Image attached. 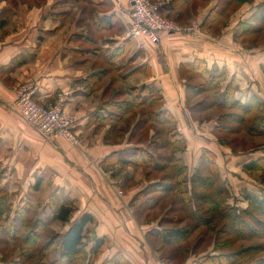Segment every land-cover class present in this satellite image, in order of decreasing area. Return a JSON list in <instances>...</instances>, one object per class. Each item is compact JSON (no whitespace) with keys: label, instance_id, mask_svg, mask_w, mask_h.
<instances>
[{"label":"crops","instance_id":"crops-1","mask_svg":"<svg viewBox=\"0 0 264 264\" xmlns=\"http://www.w3.org/2000/svg\"><path fill=\"white\" fill-rule=\"evenodd\" d=\"M59 1L63 0H31L28 3L15 0L13 4L0 0V188L19 198L18 203L29 204L37 210L44 206L53 208V199L57 201L60 196L64 200H74L78 217L87 212L94 218L86 226L88 240L107 237L111 244L104 255L121 251L136 264L132 253L139 255L134 246V239L139 235L136 233L132 237L134 222H137L132 204L140 200L135 197L138 192L159 180L148 179L145 173L143 176V172L140 174L130 166L126 180L118 177L120 175L112 177L102 168V161L119 150L117 144H112L109 129L103 127V123L111 119L106 106L108 96L124 92L132 99V90L144 85L160 91L163 108L172 115L174 127L186 140V147L177 156L190 169L197 168L203 148L214 152L213 123L209 125V136L191 133L197 130L198 122L189 107L199 95L186 85L180 67L197 59L205 60L209 68L218 67L225 70L228 77L235 78L236 96L240 100L245 101V94H249L246 100H251L253 92L260 93L264 52L257 54L260 51L257 48L245 49L236 39L242 34L244 21L255 23L254 12L261 2L257 9L255 6L237 8L228 21L225 16V27L216 38L217 43L207 40L206 35L197 38L162 33L160 42L152 44L129 36L132 0H83L80 5L88 7L81 9L74 20H70L71 6L64 3V25L61 18H57L62 11L54 6ZM182 1L186 4L179 2L175 7L169 2L162 12L180 20L198 16L203 21L218 2L200 0L202 4L192 11L194 0ZM127 41L126 53L114 58L126 47ZM142 41L143 48L140 47ZM137 68L140 72L127 81L119 78ZM90 75L94 81L91 93L86 81ZM96 75L100 77L99 83L106 80L100 89L95 88ZM26 81L38 85L37 100L47 105L53 103L58 91H72L66 111L72 117L74 131L81 138L79 145H71L64 139H49L21 117L16 109L13 87ZM163 119L160 117L156 123L161 124ZM141 120L144 122V116ZM135 146L138 144L130 143L127 148ZM220 164L222 170V159ZM35 185L38 189L34 191ZM118 190L122 196L118 195ZM31 191L41 192L42 198L37 199ZM61 200L57 202L61 204ZM125 223H130L127 225L131 230ZM139 227L140 232L144 227ZM145 230H142L144 234L155 235L150 228ZM92 245L93 242L88 243L86 249ZM147 248L145 245L144 249ZM0 264L15 262L2 260Z\"/></svg>","mask_w":264,"mask_h":264},{"label":"rangeland","instance_id":"rangeland-1","mask_svg":"<svg viewBox=\"0 0 264 264\" xmlns=\"http://www.w3.org/2000/svg\"><path fill=\"white\" fill-rule=\"evenodd\" d=\"M10 4H13V0H8ZM21 2L28 3L31 0H20ZM88 1V0H87ZM158 1V0H153ZM167 1V0H163ZM219 1V0H218ZM222 1V0H220ZM172 3V0H168V3ZM260 3V6L264 4V0H246L243 3H233L229 7V10L226 11L218 20L214 23L213 27H203L202 23L198 16H192L191 18L187 20H180L176 16L173 18L169 16L168 14L164 13L165 16H167L169 19L174 20L178 22L179 24L183 26H194L195 27L191 30V33H181L183 35H189L194 36L197 38H203L205 35L208 37L207 40H212L213 42L217 43V39L220 36H218L222 29L225 27L223 26L225 24V20L223 19L225 16H228L227 21L231 16H234L237 8H240L241 6H245L246 9L248 6H255L256 9L258 7V4ZM257 3V4H256ZM14 4H18L14 2ZM186 4V3H185ZM184 4V5H185ZM202 4L200 0H194V2L191 4L192 11H195L196 8ZM61 12V23L64 25V6H56ZM85 9L88 6L82 5H74L71 7V14H70V20L76 19V17L79 15L80 10ZM92 6H89V9H91ZM260 10L257 9V11ZM212 10H209L208 15L210 14ZM248 11H253V9H249ZM255 11L254 13H256ZM253 13V14H254ZM260 17L263 15L262 12L259 11L257 13ZM256 14V15H257ZM207 15V16H208ZM206 16V17H207ZM85 19L88 20L87 14H85ZM255 17V15H254ZM257 17V16H256ZM89 21V20H88ZM90 25V22H88V26ZM223 26V27H221ZM90 32V28L88 33ZM210 37V38H209ZM239 43L242 44L243 48L245 49H254L257 48L260 51L257 52V54H261L264 52V27L261 29L255 30V31H249L246 34L239 36V38L236 39ZM245 44H243L242 43ZM264 73V70H263ZM106 80H104L102 83L98 85V88L103 87V84ZM23 83V82H22ZM204 82L198 83V85H203ZM200 88V86H197ZM264 75L261 78V92H253L251 95V100H246L249 94H245V97L243 102L250 103L254 105V110L249 113L247 116L246 114V121H244L240 117L236 116H230L227 117L221 116V113H225L228 110H222L219 109L214 104V95L219 94V90L217 91H211L212 94L210 95L211 101L208 102V105H211V107L207 110L203 111H193L190 105V112L195 119V122H198V126H196L197 130H200V133L196 131H193L191 133H195L196 135H207L210 134V127L213 123L211 134L213 139V148H214V154L215 159L217 161V166L219 168V173L221 176V179L226 187H227V204L229 206H234L238 208L239 210H252V215L255 219L260 221L261 225L264 224V214L260 213L259 209H255L252 205L250 206V201L247 198V196L253 197V198H259L260 200L264 199V161H261L260 168H255L248 170L245 168L246 164L256 161L258 159H264V133H256L255 131H250V122H248V118H253L256 116H260L264 118V108H259L260 101H264ZM14 91V87H13ZM111 94H109L108 97H110ZM208 94L202 95L198 97L196 100H192L193 104L196 103L199 99H202L204 96H207ZM189 97V103H190V96ZM116 99H119L120 101L123 100H129L131 99L129 95L125 94L124 92L116 97ZM152 99V98H151ZM248 99V98H247ZM255 99V100H254ZM264 103V102H262ZM17 109V108H16ZM142 106L135 107L134 112L127 113L123 116L121 119H108V122L103 123L104 128H108L110 131V135L113 138L112 144H117L119 150L117 151L119 153V156L126 160H138L139 158L130 156L131 153H134L137 147H143L146 146L147 151L151 152L155 157V164L156 168L154 169L151 166L150 168L146 167H138L130 165V167H133L135 171H140V174L142 173L146 178L148 179H163L164 175L171 174L173 172V164L172 160L170 158L172 147L168 146V134L173 129L174 124L173 121H164L161 124L151 123L148 121V117L146 116V113L143 114L141 110H144ZM238 111V110H235ZM19 113V111L17 110ZM243 114V113H242ZM144 116V118L147 119V127L144 129L140 128L141 125L144 123L141 120V117ZM22 117V116H21ZM139 117V118H138ZM160 117H163L162 115ZM244 117V115H243ZM23 118V117H22ZM136 123V124H135ZM137 125V126H134ZM220 125V127H218ZM264 125V124H263ZM264 127V126H263ZM190 129V127H188ZM113 129V131H112ZM119 129H122L120 132H117ZM223 129V130H222ZM139 130V131H138ZM264 131V128H262ZM252 132V133H251ZM109 136V135H108ZM81 139V138H80ZM225 142L226 144L224 145ZM130 143L132 144H138V146L127 148V145ZM145 148V147H143ZM129 149V150H128ZM129 154V155H127ZM221 159L224 162V167L221 170ZM190 160L192 161V156L190 157ZM141 163V160H139ZM201 163V162H200ZM153 164V165H155ZM163 165V167H161ZM188 165V164H187ZM198 168V167H197ZM195 169H191L196 170ZM129 169V166H123L122 164H118V166L112 168V171L114 172H120L118 177L121 179H127V170ZM158 170H163L162 172ZM203 175H210L209 171L203 170ZM116 177V178H118ZM168 177V176H166ZM167 179V178H166ZM165 179V180H166ZM169 179V178H168ZM170 180V179H169ZM220 180L217 179L216 186L220 185ZM150 185V184H149ZM148 186V185H147ZM38 185H35L32 190H37ZM145 199H152L150 203L155 202L158 195H160V192H163V189H153L152 187H148L145 191ZM31 193L35 194L37 199L42 198V193H34L31 191ZM118 195L122 196V192L118 190ZM15 198V199H14ZM171 198L173 196H169L165 199L164 203L162 205L158 206H149L153 207L151 209V212L144 211L143 214L140 213L139 219H136L137 222L135 223V228L132 230L133 234L132 237L137 233L139 236H136L134 239V246L139 252V255L136 256L135 253H132V256L136 259V264H173V262L166 263L162 261V255L168 254L170 251L175 252L178 256L180 255V258L184 257V262L182 264H199L203 259L207 257V255H212L214 253H219L217 250V246L223 241V240H232V246L227 248L225 252L232 253L233 251L240 249V253L246 255L242 258L240 262L237 264H261L264 261V237H251V238H240L237 237L236 234L232 233L231 227H230V221L226 218L220 216L219 213L215 217V221L213 222V230L205 233V227L201 226L199 229L193 232V234L187 239L182 242H179L174 245H164L159 246L160 243L154 236H148L144 234L143 231H146L145 229H151L155 234L157 232L162 231V227L160 226L162 223L165 226L172 225L171 223H168L172 220H167L163 218H175V219H181V223L178 225L184 226V225H190L192 224L189 217H187V214L184 213L182 210V205L175 203L174 207H171L172 201ZM36 199V200H37ZM62 199L61 204L65 201H69L71 199L67 198L64 200V197L60 196L58 200L60 201ZM13 200V201H12ZM57 200V201H58ZM11 201V202H10ZM19 198L13 197L9 193H6L3 196H0V261L5 260L15 262V264H38V260L33 257V252L36 249L38 252V249L42 247L51 237L53 234L61 235L67 227L70 226V223L78 218V210L76 207V211L71 216L70 221L63 222L61 220L52 219V215L55 209H57L61 204L58 203L55 199H53V208L51 206H44L41 208H38L39 210L33 208L29 209L28 211H24V217L26 221L28 222V225H23V222L21 220H16V225H8L6 221V215L11 214L15 215L17 209L24 206L22 203H18ZM35 201V200H34ZM38 201H35L37 203ZM75 203V202H74ZM140 203H143V198L136 201V203L132 204V208L134 209V212L137 213L138 208L140 207ZM149 203V202H148ZM49 205V204H48ZM170 208V209H169ZM181 209V210H180ZM43 210V212H41ZM148 211V210H147ZM219 211V209H218ZM18 213V212H17ZM191 213V211L189 212ZM193 214V213H192ZM205 214V213H204ZM40 216V217H39ZM77 216V217H76ZM248 219V223L251 224L250 215H245ZM22 217L21 215L19 216ZM40 218L41 226L38 225V223L35 224V221ZM5 220V221H4ZM15 222V221H14ZM148 222V223H147ZM252 223H254L252 221ZM126 224V223H125ZM128 225L130 223H127ZM126 224L128 227L129 226ZM175 224V223H174ZM142 226V230L139 232ZM177 226V224H175ZM253 225V224H252ZM126 227V230H127ZM222 230L225 232H222ZM30 231H38L39 234H41V237H38L36 239V242L34 244L32 243H25L24 240L27 237V234L30 233ZM32 240V239H31ZM30 240V241H31ZM124 240V239H123ZM137 240V241H136ZM60 241V240H59ZM95 242V238L93 237L90 240H87V243ZM55 243V242H54ZM59 242L54 244L51 253L47 254L48 260L55 259V255L59 257ZM147 246L148 250L144 249V246ZM256 246V251H251L249 247ZM161 248V254L157 253L156 250ZM194 248L196 250H194ZM254 248V247H253ZM177 251H174V250ZM248 249V250H247ZM3 251V253H2ZM22 251L24 253H22ZM26 251V252H25ZM36 252V254H37ZM116 253H112L108 256L115 255ZM126 255V253H124ZM128 256V255H127ZM128 259L131 261V258L128 256ZM140 259V260H138ZM176 259L175 261H177ZM230 259L228 261H223V264H228ZM63 264H68L66 261ZM71 264H86L81 261H74Z\"/></svg>","mask_w":264,"mask_h":264},{"label":"trees","instance_id":"trees-1","mask_svg":"<svg viewBox=\"0 0 264 264\" xmlns=\"http://www.w3.org/2000/svg\"><path fill=\"white\" fill-rule=\"evenodd\" d=\"M82 1L83 0H66L64 2L63 0L59 1L54 6H64L67 4L73 7L74 5H80ZM244 1L246 0H219L210 14L204 19L202 26L213 27L218 18H220L222 14L229 10V7L233 5V3H243ZM179 2L184 1L172 0L171 5L175 7ZM259 11L263 13L261 17L257 14ZM259 11L254 14L255 17L253 16L255 23H250L248 21H244L242 23L243 31L241 36L249 31H255L264 27V4L260 6ZM61 15H58L57 18H60ZM128 46L129 41L126 42V47L120 51V54L116 55L114 58L124 55ZM89 52L93 53V51ZM114 66V68L119 71L117 66ZM138 69L139 68L134 69L133 71L124 74L119 78L121 80L127 81L129 78L140 72L137 71ZM147 75H149V73ZM180 75L191 91L195 93L198 91L197 94L199 97L208 94L191 105L193 111H203L209 109L211 107V105H208V102L211 101L209 94H212L211 91L217 90H219V94L217 93L214 95V104L219 109L228 110L225 113H221V116H224V114L227 117L236 116L246 121V115L248 116L249 113L254 110L253 104L245 103L236 96L238 85L235 78L228 77V73L225 70H220L218 67L209 68L205 60L197 59L190 63H184L180 67ZM96 78L97 81L95 82V88L100 89L97 85V82L100 84V77L96 75ZM86 81L88 92H93L94 81L92 75H90ZM111 81H113V79ZM201 82H204V84L198 85V83ZM109 85H111V82ZM197 86H200V88ZM120 94L122 93H111L110 97H108L109 99L106 102L108 118H117L119 120L127 113L133 114L135 107L142 106L145 109L141 110V112H143V114L146 113L148 121L151 123L157 121L161 115L164 118L163 122L172 120V115L163 108L164 100L162 93L155 88L144 85L140 89H133V98L129 100L120 101L119 99H116V97ZM259 106L261 109L264 108V103H259ZM148 121L145 118L144 123L140 128L144 129L147 127ZM248 122H250V131L264 133L262 130V128H264L263 117L256 116L253 118H248ZM218 127H220V125ZM121 130L122 129H119L117 132H120ZM167 143L168 146H173L170 155L172 160L171 162L174 166L173 172L171 174L164 175L163 179H158V183H153L148 186L152 187L153 189H163V192H160V195H158L152 205L150 203L152 199H145L144 196V191L148 187L135 195L136 198H143V203H140L137 214L136 212L134 213L136 214V218L139 219L140 213L143 214L145 210L146 212H151L150 210L153 209V207L162 205L166 198L173 196V198H171V207H174L175 203L182 205V210H180L187 214V217H189L192 224L180 226L178 224L181 223V219L169 217L163 218L166 219V221L172 220L170 222L167 221L172 225L165 226V223L164 225L163 223L160 225L163 230L157 232L154 235L160 243L159 246L174 245L187 240L193 234V232L199 229L201 226L206 228L205 233L212 231L214 228L213 222L215 221L216 215H218L217 213L230 221L232 233L236 234L237 237L247 239L254 236L264 237V224L261 225L260 221L254 218L252 215V210H239L238 208L229 206L227 204L226 195L228 190L225 183L220 180L221 176L219 173V168L217 166L215 154L212 150L203 148L201 153V163L196 170L192 171L190 167L184 162V160L177 156V153L182 152L186 147V140L178 133L176 127H173V129L169 132ZM223 143L224 145L226 144L225 142ZM135 149L136 150L134 153H131L130 156L133 158H139L138 160H126L122 158V156L120 157L118 152H114L102 161V168L104 171L110 172L112 177H116L120 173L112 171V168L118 166V164H122L123 166L133 165L141 168H150L149 166H151L152 168L157 169L154 162L155 156L151 152L147 151V149L143 147H137ZM139 160H141V163ZM261 161H264V159L252 161L246 164L245 168L248 170L260 168V165H262L260 163ZM161 167H163V165ZM203 170L209 171L210 175H203ZM160 171L162 172L163 170ZM217 179H219L221 183L220 185L218 184L216 186ZM5 194L6 191L0 188V196ZM247 198L250 201V206L252 205L255 209H259L261 214H264V199L260 200L259 198H253L250 196H247ZM74 202V200H69L62 203L57 209L54 210L52 219L61 220L63 222L70 221L71 216L76 211V205ZM29 209H32L31 205L25 204L24 206L17 209L13 217H11V214H7L5 219L8 225L12 224L14 226L16 225V220H21L23 225L27 226L29 221H26L24 217V211H28ZM190 211L191 213H189ZM246 214L250 215L249 220H251V224L248 223V218L245 216ZM20 215L22 216L21 218L19 217ZM93 219L94 218L90 213H83L72 223V225L64 234H53L51 239H49L47 243L38 249V252L36 249L34 250L33 257L38 260V264H63V260L68 264H71L76 260L86 264H132L128 257L121 251L116 252V254L112 256L104 255V250L110 247L111 244L107 237H95V242L92 247L89 250L86 249L89 236V231L86 230V226L88 223L93 222ZM40 221L41 220L38 218L35 221V224L38 223V225L41 226L42 224H39ZM252 221L254 223H252ZM174 223L177 224V226ZM222 232H225V230H222ZM38 237H41V234H39L38 231H30V233L27 234L24 242L26 244H34ZM57 242H59V246L57 245V248H59V257L55 255V259L49 261L47 254L51 253L54 244ZM232 243V240H223L219 246H217L219 253L207 255V257L199 264H223V261H228V259H230L228 264H237L246 255L243 256V254L239 251L240 249H237L232 253L225 252L227 248L232 246ZM253 247H249V249H251V251H256L257 247ZM194 250L196 249L194 248ZM156 251L157 253H162L161 248ZM22 253L24 252L22 251ZM179 257L180 255L178 256L175 252L170 251L168 254L162 255V261L166 263L173 262V264H182L184 262V257L178 259ZM176 259L178 260L175 261ZM261 264H264V261Z\"/></svg>","mask_w":264,"mask_h":264},{"label":"built area","instance_id":"built-area-1","mask_svg":"<svg viewBox=\"0 0 264 264\" xmlns=\"http://www.w3.org/2000/svg\"><path fill=\"white\" fill-rule=\"evenodd\" d=\"M168 1L132 0L129 36L142 38L152 44L160 42L162 33L187 34L194 26H183L169 19L162 12ZM140 47H144L143 41ZM38 85L33 81L14 86L16 107L19 114L36 130L49 139H64L71 145H79L80 137L73 129L72 117L66 111V104L72 96L70 89L58 91L52 104L37 100Z\"/></svg>","mask_w":264,"mask_h":264}]
</instances>
